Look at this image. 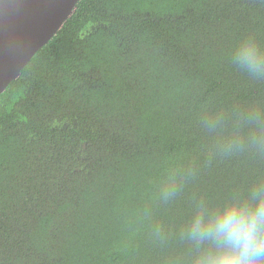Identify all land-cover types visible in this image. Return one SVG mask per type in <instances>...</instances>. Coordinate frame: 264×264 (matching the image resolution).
Returning a JSON list of instances; mask_svg holds the SVG:
<instances>
[{"label":"trees","instance_id":"obj_1","mask_svg":"<svg viewBox=\"0 0 264 264\" xmlns=\"http://www.w3.org/2000/svg\"><path fill=\"white\" fill-rule=\"evenodd\" d=\"M246 36L264 45V0H80L0 94V264H188L193 198L264 180L202 124L264 108L229 61Z\"/></svg>","mask_w":264,"mask_h":264},{"label":"clouds","instance_id":"obj_2","mask_svg":"<svg viewBox=\"0 0 264 264\" xmlns=\"http://www.w3.org/2000/svg\"><path fill=\"white\" fill-rule=\"evenodd\" d=\"M229 61L248 80H264V45L254 38L239 39ZM202 124L214 137L217 154L264 155V108L248 105L236 112H212ZM180 191L173 177L162 188L161 197L169 201ZM179 235L189 249L188 264H264V180L214 200L194 197Z\"/></svg>","mask_w":264,"mask_h":264},{"label":"water","instance_id":"obj_3","mask_svg":"<svg viewBox=\"0 0 264 264\" xmlns=\"http://www.w3.org/2000/svg\"><path fill=\"white\" fill-rule=\"evenodd\" d=\"M80 0H0V94L73 14Z\"/></svg>","mask_w":264,"mask_h":264}]
</instances>
